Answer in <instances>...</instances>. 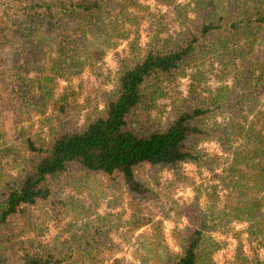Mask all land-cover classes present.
Wrapping results in <instances>:
<instances>
[{
    "label": "trees",
    "instance_id": "trees-1",
    "mask_svg": "<svg viewBox=\"0 0 264 264\" xmlns=\"http://www.w3.org/2000/svg\"><path fill=\"white\" fill-rule=\"evenodd\" d=\"M154 1L172 8L178 29L140 46L141 21L156 16L139 0H0V49L57 34L49 75L10 76L6 94L14 100L27 95L50 102L58 78L101 62L119 40L132 37L102 110L81 124H60L47 139L22 141L25 156L16 174L0 179V264L102 263L99 248L112 241L108 218L97 212L100 185L114 198L124 190L144 201L160 188L161 172L178 176L187 163L203 181L193 184L188 204L171 202L164 210L166 218L187 220L173 232L180 254L169 249L157 222L150 236L134 239L140 264H214L222 243L212 233L227 232L234 222L264 249V0ZM188 69L200 87L190 86L191 96L164 124L150 125L164 86ZM210 141L226 155L223 162L203 151L201 144ZM69 189H88L87 203L65 193ZM51 218H67V236L47 244L25 237L44 236ZM141 225L133 219L129 228ZM234 263L264 264L246 258L240 246Z\"/></svg>",
    "mask_w": 264,
    "mask_h": 264
},
{
    "label": "rangeland",
    "instance_id": "rangeland-1",
    "mask_svg": "<svg viewBox=\"0 0 264 264\" xmlns=\"http://www.w3.org/2000/svg\"><path fill=\"white\" fill-rule=\"evenodd\" d=\"M147 5L155 18H144L138 29V42L143 46L150 37L157 34V37L164 38L178 29L174 22V14L171 7L157 4L154 0H139ZM163 25L160 27V25ZM56 33L47 32L41 41L22 45L16 48L5 47L0 49V179L5 175H15L17 164L25 156L22 150V141L26 137L37 136L39 139H47L51 130H57L62 123L70 122L81 124L86 115L96 110L103 109L105 95L113 88V79L118 68L119 60L129 53L128 44L132 37L127 40H119L115 49L108 51L101 62L91 67L82 68L81 72L72 75L68 80L58 78L50 102L44 104L38 100V96L24 95V99H12L6 93L10 76H17L19 79H40L49 75V67L54 59L56 49ZM208 69L209 66H208ZM206 83L214 85L217 67L209 70ZM201 83V87L206 84ZM194 71L188 69L186 76L178 77L173 82L164 86L163 96L155 103L151 111L150 125H162L166 122L172 111L183 104L184 100L191 96L190 86L196 85ZM6 90H5V89ZM22 89V88H21ZM205 94H202V96ZM65 103H68L66 106ZM56 104L54 107L53 105ZM62 108V112L59 108ZM203 151L210 155H216L224 161L226 155L221 152L214 141L201 144ZM180 175L175 176L172 171L161 172L160 188L154 196L144 201L133 199L128 193L121 190L117 198L102 183L101 203L97 209L100 217L108 218L109 228L106 242L102 248L104 260L99 264H140L136 256L137 245L134 244L136 235L145 234L150 236L153 225L162 223L163 238L174 255L180 254V248L175 241L173 232L176 227L180 228L187 223L186 218L175 220V217L164 216V210L168 209L171 202L178 204L189 203L193 198L192 187L195 183L200 184L203 180L197 176L196 168L192 164H183L179 169ZM204 176L206 174L204 173ZM88 189L78 192L73 189L66 190L68 194L80 197L84 204L87 203ZM221 192V199L223 197ZM201 205L204 204L201 200ZM222 206L220 202L219 207ZM47 208L46 210H48ZM173 215V214H172ZM171 217V218H170ZM141 223L139 229H130L129 223L132 220ZM39 218H34V222ZM67 218L60 221L51 218L46 223V233L41 238L32 235L31 232L25 237L40 241L43 244L50 243L53 237L64 238L68 235L65 231ZM36 222V223H37ZM81 228L84 227L80 226ZM79 229H74L77 233ZM86 233V232H85ZM239 237H235L234 235ZM212 236L222 243V248L217 250L213 256L214 264H235L234 254L240 246L246 258L255 260L258 258L264 262V249L256 244L244 230L242 224L234 222L227 232H213ZM113 247L109 249V247Z\"/></svg>",
    "mask_w": 264,
    "mask_h": 264
}]
</instances>
